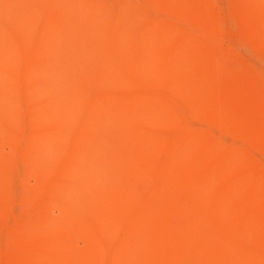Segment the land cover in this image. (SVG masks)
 Listing matches in <instances>:
<instances>
[{"label": "bare ground", "instance_id": "bare-ground-1", "mask_svg": "<svg viewBox=\"0 0 264 264\" xmlns=\"http://www.w3.org/2000/svg\"><path fill=\"white\" fill-rule=\"evenodd\" d=\"M0 264H264V0H0Z\"/></svg>", "mask_w": 264, "mask_h": 264}]
</instances>
